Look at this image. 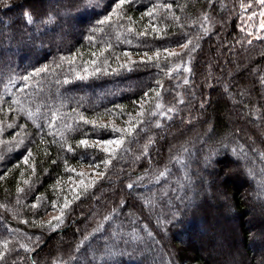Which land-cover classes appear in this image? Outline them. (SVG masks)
<instances>
[{"label":"trees","instance_id":"obj_1","mask_svg":"<svg viewBox=\"0 0 264 264\" xmlns=\"http://www.w3.org/2000/svg\"><path fill=\"white\" fill-rule=\"evenodd\" d=\"M47 1L0 0V264H154L157 259L165 264H264V221L252 217L254 229L245 223L250 189H264V180L244 176L231 152H218L228 145L264 172L263 8L255 0H133L124 11L133 17L134 29L150 24L158 29L148 27L140 37L120 26L126 20L97 23L116 0ZM157 3L171 4V13L161 10L154 19H141ZM74 21L80 28L64 37L63 26ZM189 41L188 49L180 48ZM165 49L181 54L168 57ZM157 51L158 61L153 56L141 62L143 53ZM44 67L47 71L31 76L27 87L19 79ZM106 87L119 91L100 98ZM13 99L35 118L29 119L20 105L9 111ZM144 100V115L137 117ZM56 110L82 114L98 125L125 127L130 117L143 123L111 158L103 146L86 148L78 141L113 140L121 133L79 122L61 137L62 121L48 127ZM105 159L110 160L107 167ZM85 170L104 175L86 180ZM205 171L207 183L198 179ZM17 187L23 189L19 194ZM204 191L215 193L212 202ZM219 193L228 205L211 206ZM197 201L200 207L191 206ZM167 204L172 214L161 213ZM212 207L224 210L233 223L216 230L220 218L212 217ZM148 209L165 225L168 242ZM53 213L62 219L52 229L46 218ZM206 226L216 232L208 238L213 251L202 254L193 242L183 247L180 233L189 229L197 237L206 234ZM155 241L156 247L151 245ZM256 243L260 254L249 250Z\"/></svg>","mask_w":264,"mask_h":264},{"label":"snow or ice","instance_id":"obj_2","mask_svg":"<svg viewBox=\"0 0 264 264\" xmlns=\"http://www.w3.org/2000/svg\"><path fill=\"white\" fill-rule=\"evenodd\" d=\"M132 2H133V0H116L115 7L112 8L111 12L108 15H106L104 17V19L97 21V23L99 25L103 26V25H111L112 23L119 24L120 21H125L126 20L128 22L127 25H120V26L121 27H125L126 31L129 34H135V35L140 36V37L146 36L148 34V32H147V28L148 27H151L152 32H157L158 29H157L156 25H154V24L145 25L144 26V30L136 31L134 29L133 25H134L135 22L133 20V17L127 15V13L124 11L125 6L126 5H130ZM256 2L259 5L264 6V0H256ZM241 7H244V5H241ZM249 7H250V5H249ZM171 9H172V5L171 4L157 3V4H154L152 8L148 9L143 14L141 19H143L144 17H149L150 19H154L155 16L161 10H164L166 13L170 14L171 13ZM260 15H261L262 18H264V11H262L260 13ZM25 16H26V18H27L29 23L34 22L33 19H32V16L29 13H25ZM173 19H179V18L178 17H173ZM205 19H207V13H205ZM250 19H251V17H250ZM50 21H51V18L49 17L47 20H45L43 22L44 23H49ZM260 27H261V29H264V20H262ZM94 30H98V29H94ZM248 35L251 36L252 33H248ZM190 43H191V41H189L188 44H181L180 48L181 49H188V46H189ZM249 43H250V41H249ZM164 51L168 53V57L179 56L181 54V53H178V52H175V51H168L167 49H165ZM102 52H103V50H102ZM102 52H101V54H102ZM123 55L125 57H129V60H130V54L129 53L125 52ZM160 55H161V53L159 51L153 53L152 56H150L147 52H145V53H143V58L141 59V62L142 63L151 62L152 59H153V56H155L157 61H158L159 58H160ZM144 58H146V60ZM64 59L65 58H63V57L61 58L62 61ZM73 60H74V58H73ZM68 62L71 63L72 60H69ZM91 63L95 64L96 61L93 60V61H91ZM120 66L121 67H127L128 65L127 64H121ZM187 70L188 69H185V71H187ZM45 71H47V67L37 69L35 72H33V73L29 74V75H24V76L19 77V79L23 80L25 82V87H27L28 81H29L31 76L40 75V73L45 72ZM97 71H99V69H97ZM85 72H87V69H85ZM76 78L77 79H83L84 77L80 76V75H77ZM14 82H15V80L12 77L8 78V83L10 85L14 84ZM65 83H67V81H65ZM157 83L159 84V81H157ZM5 90H6V92H10L11 91V89L8 86H6ZM21 91H24V89H21ZM147 96H148V94L145 93V97H147ZM157 96H159V93H157ZM146 103H147V100H144V101L141 102V111L136 113L137 117H140V116L144 115V112H145L144 104H146ZM12 105H20V109L19 110L21 112L25 113L29 119H34L35 118V113L30 111L27 107H25V105L21 104L19 99H13L12 103L9 105V109H8L9 111H13V112L17 111L16 108L12 107ZM155 107L157 109H160L161 108V104L157 102ZM75 111L76 110L73 109V112H75ZM168 111L172 112V111H174V109L173 108H169ZM149 114L150 115H155L156 113H149ZM132 119L133 118L130 117L128 125L125 126V127H115V126H111V125H98L96 120H89L82 114H77L76 116H73L72 114H61L59 112V110H56V111H54L52 113L51 122L48 123V127L49 128L55 127L56 126V122L58 120L62 121L63 122V129L59 130V135L61 137H64V134H65L66 131L70 132V131L75 130V128L79 124V122H83V124H92L93 127H112V130L114 132L121 133L120 138L113 139V140H105V141H99V140H97V141H89L87 139H81V140L78 141V146H84L86 148L87 147H101V146H103V151L108 153L111 158H115V155L117 154L118 150L122 149V146L125 143V138L126 137H130L133 134V130L136 128L137 124L143 123L142 120H137L135 123H133ZM157 126H159V124H157ZM8 127H12V125H8ZM22 142L23 141H20V143H22ZM65 142H67L66 139H65ZM67 151H69V152L72 151L71 146H69L67 148ZM29 156H31V153H29ZM28 162H29L28 158L26 157L24 163L28 164ZM109 163H110L109 159H105L103 161V164L105 165V167H107V165ZM71 171H74V169H72ZM79 175L83 176V173H79ZM95 175L98 176V177H102L104 175V173L96 172ZM163 175H164V172H161L160 176H163ZM24 183L27 184L28 180H25ZM80 183L84 184V181L81 180ZM94 183H95V180H92V181H90L88 184H86L84 186H85V188L91 187L92 184H94ZM128 187L131 188L132 185L129 184ZM22 191H23V189H21L20 187H17V194L21 193ZM32 207L35 208L36 205L33 204ZM53 207L55 208L56 205L53 204ZM61 215H62V213H61ZM54 219H56L57 221H60L61 220V216H56ZM104 219L107 220V219H109V217L105 216ZM48 226L54 227L53 225H51V222H48ZM149 235H151V233H149ZM85 239H87V237ZM7 246H8V244H7V242H5L4 247H7ZM3 256H4V254L2 252H0V259H3ZM61 264H62V262H61Z\"/></svg>","mask_w":264,"mask_h":264},{"label":"rangeland","instance_id":"obj_3","mask_svg":"<svg viewBox=\"0 0 264 264\" xmlns=\"http://www.w3.org/2000/svg\"><path fill=\"white\" fill-rule=\"evenodd\" d=\"M48 3H52V1H47ZM257 6H258V8L261 6V5H259L257 2H256V0H255V2H254ZM263 9H262V11L264 10V6H261ZM261 12V11H260ZM260 21L262 22V20H264V18H261V16H260ZM260 25H261V23H260ZM63 28H64V37H69L68 35H70L71 33H73V32H76L79 28H80V26H78V24L76 23V21H74V22H71L70 23V25L68 26V27H64L63 26ZM261 28V27H260ZM264 30V29H263ZM62 32V31H61ZM3 33V31L2 30H0V34H2ZM63 41V40H62ZM62 41H60V42H62ZM146 79L144 78V80H143V82L145 81ZM104 90V92H103V94H100L99 96H100V98L103 96H106L107 98H108V96H109V94H111V92H112V94H116L119 90L117 89V88H109V87H106L105 89H103ZM83 91V90H82ZM81 91V92H82ZM84 94L86 95V93L84 92ZM223 151H226V152H231V154H232V156L234 157V158H232V160H238L239 161V169H240V171L244 174V176L245 175H248L253 181H255L256 183H262V181L264 180V172H262L263 170L261 169V168H256L255 166H254V163H253V161H248V159L247 158H245L242 154H237V155H235L234 154V150L233 149H231L228 145L226 146H223L222 147V149L220 150V151H218L219 152V154H221ZM219 159V155H218V157H217V159L216 160H218ZM248 161V162H247ZM209 165H207V174H208V169H209V173L210 172H212L213 173V171H214V169H212V168H214V167H212L211 166V163H208ZM250 164V167L252 168V169H250V167L249 168H247L246 166H248ZM234 169L236 170V172L234 173V175L235 174H238L239 173V171H238V169L236 168V167H234ZM206 171H205V174H203V175H201V176H198V179H200V180H202L204 183H207V181H208V178H209V176H208V178H207V176H206ZM91 172V170H85V171H83V173H85V175H84V177H86L87 176V178L88 179H86V180H91V179H93L94 177H97L96 175H95V171L93 172L94 174H91L90 173ZM212 173H210V175H212ZM232 174H233V172H231ZM232 174H230V175H232ZM94 177H93V176ZM91 176H92V178H91ZM83 177V178H84ZM231 177V176H230ZM238 180V179H237ZM209 182V181H208ZM79 185V184H78ZM179 186H182V184H181V182L178 184ZM182 188H183V186H182ZM242 189H244L245 190V188L244 187H242ZM165 191H166V189H164V193H165ZM249 192V191H248ZM219 194H221V193H219ZM215 193L214 192H211V194L210 193H208L207 191H204V195H202V196H204L205 198L207 197V198H209V201H211L212 202V199H214L215 198ZM201 197V196H200ZM248 199H249V204H248V212H247V214H249L248 215V217H247V219L245 220V223H246V227L247 228H251V229H254V226H253V218H254V220H256V221H260V220H262V221H264V189H262V188H260L259 187V185H256V186H254V188L253 189H250V192H249V195H248ZM174 200V199H173ZM179 200V197L176 199L175 198V201H178ZM153 201V200H152ZM152 201H151V203H149L150 204V206H152V208L153 209H155L156 208V204H154V203H152ZM228 201H227V197L225 196V195H223V194H221V195H217V200H215V204H212L211 206H215V207H217L218 208V203L219 204H222V205H224V203H226L227 205H228V203H227ZM199 205V207H200V205H201V203H200V201H197L195 204H193V205H191V206H198ZM212 207V212H211V214H212V217H214V216H218V218H220L219 220H216V225H217V227H216V230H218L219 228L220 229H222V227H223V225H227L228 223H233V222H230V220L232 219V217L229 215V214H225V211L223 210V211H217V210H215L216 208H213ZM174 212V209H173V207H170V206H168V204H167V206L164 208V209H162V211H161V213H165L166 215H169V214H172ZM147 215H149L150 216V218H151V221H152V224L155 226V228L159 231V233H161V235H162V237H163V239H164V237L165 238H167V239H164L165 241H169V238H168V236L166 235V232L164 231V228H165V225H163L161 222H160V220H159V218L158 217H156V213L154 212V211H152V209L150 210V209H148L147 210ZM218 214H223V215H218ZM56 216H58V214H56V213H53V214H50L47 218H46V222H47V226H48V222H51V225H53V226H56V225H59V223L61 222V220L60 221H57L56 219H54ZM169 217V216H168ZM253 217V218H252ZM62 219V218H61ZM197 220V219H196ZM171 221V220H170ZM169 221V222H170ZM130 222H132L131 220H130ZM264 223V222H263ZM236 226L238 225V223L237 222H235L234 223ZM199 225L198 224H196V227H198ZM48 227H50V226H48ZM207 227L208 226H206V227H204L205 229H206V234H199V236H194V234L192 233V231L191 230H186L185 229V233L186 234H182V233H180V236H179V238H180V240L181 241H183L184 243H182L183 244V247H187V245L190 243V242H193V243H195L194 244V246H196V248H198L199 250H200V252L202 253V254H204V253H207V254H209L211 251H213L214 249H215V245H214V243L212 242V243H210L209 241H208V238H211V237H213L214 236V234L216 233L215 231V233H212V231L210 230V229H207ZM50 228H55V227H50ZM198 228H200V226L198 227ZM225 229V228H224ZM223 230V229H222ZM196 231V230H195ZM235 231V230H234ZM1 234H4V227L3 226H1V224H0V235ZM212 240V239H211ZM166 243V242H165ZM57 244V243H56ZM156 241L155 242H153V244H151V245H154V247H156ZM166 246V248H168V244H166L165 245ZM153 246H151V249L152 248H154ZM157 249H159V247H157ZM168 250V249H167ZM249 250L250 251H254V253L256 254H260V252H259V248H258V244L256 243V244H254V245H252V246H250L249 247ZM156 261V257H155V259L154 260H152L151 261V263H154ZM165 264V262H164V260L163 259H161V260H158L157 259V262H155L154 264ZM209 264H217V262H215V261H211Z\"/></svg>","mask_w":264,"mask_h":264}]
</instances>
